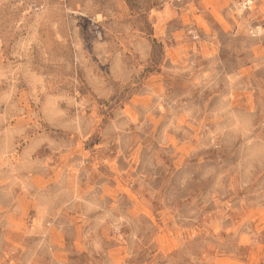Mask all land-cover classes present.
<instances>
[{"label":"rangeland","instance_id":"1","mask_svg":"<svg viewBox=\"0 0 264 264\" xmlns=\"http://www.w3.org/2000/svg\"><path fill=\"white\" fill-rule=\"evenodd\" d=\"M0 0V264H264V0Z\"/></svg>","mask_w":264,"mask_h":264},{"label":"built area","instance_id":"2","mask_svg":"<svg viewBox=\"0 0 264 264\" xmlns=\"http://www.w3.org/2000/svg\"><path fill=\"white\" fill-rule=\"evenodd\" d=\"M252 1L251 0H247L245 3H244V7L247 8L251 5Z\"/></svg>","mask_w":264,"mask_h":264}]
</instances>
